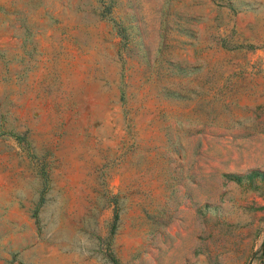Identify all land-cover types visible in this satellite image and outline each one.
I'll return each instance as SVG.
<instances>
[{"label":"rangeland","instance_id":"1","mask_svg":"<svg viewBox=\"0 0 264 264\" xmlns=\"http://www.w3.org/2000/svg\"><path fill=\"white\" fill-rule=\"evenodd\" d=\"M109 252L264 264V0H0V264Z\"/></svg>","mask_w":264,"mask_h":264},{"label":"trees","instance_id":"2","mask_svg":"<svg viewBox=\"0 0 264 264\" xmlns=\"http://www.w3.org/2000/svg\"><path fill=\"white\" fill-rule=\"evenodd\" d=\"M254 173H258L259 174V172H254ZM260 174H262V173H260ZM34 215H35V213H34ZM117 218H118V214L115 212V214H114V221H113V224H112V227L113 228H114L115 221H116ZM108 257H109L110 261L113 264H120L118 258L113 253L109 252Z\"/></svg>","mask_w":264,"mask_h":264}]
</instances>
